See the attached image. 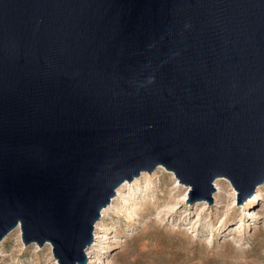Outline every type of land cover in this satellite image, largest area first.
<instances>
[{"label":"water","instance_id":"obj_1","mask_svg":"<svg viewBox=\"0 0 264 264\" xmlns=\"http://www.w3.org/2000/svg\"><path fill=\"white\" fill-rule=\"evenodd\" d=\"M158 167L184 204L264 184V0H0V242L87 264Z\"/></svg>","mask_w":264,"mask_h":264},{"label":"rangeland","instance_id":"obj_2","mask_svg":"<svg viewBox=\"0 0 264 264\" xmlns=\"http://www.w3.org/2000/svg\"><path fill=\"white\" fill-rule=\"evenodd\" d=\"M143 174L121 191L123 214L112 211L94 228L98 264H264V184L253 206L254 195L235 205L237 193L223 178L211 204H184L190 189L172 173ZM0 264L57 263L50 245L25 246L15 229L0 242Z\"/></svg>","mask_w":264,"mask_h":264},{"label":"bare ground","instance_id":"obj_3","mask_svg":"<svg viewBox=\"0 0 264 264\" xmlns=\"http://www.w3.org/2000/svg\"><path fill=\"white\" fill-rule=\"evenodd\" d=\"M143 175L145 174H142V178ZM148 175V174H147ZM141 178V177H140ZM136 181V180H135ZM129 183H124L123 185L120 186V188L117 190L116 192V196L115 198H113L111 204L105 208L102 213H101V217H100V222L97 223V225L95 226V229L97 230V227L99 226V224L101 223V221L103 219H105V217L109 216L111 214L112 211H114L115 213H118V214H123V212L121 211V206L119 204H117V200L119 199V196L121 195V191L124 190L126 187H128ZM177 185L178 182H177ZM223 186V183L221 182V179H216L213 183V188H214V191H218V189H221ZM221 187V188H220ZM260 187H258L254 193V199L250 202V204L253 206L256 202V199H257V192L259 191ZM188 190V187L187 189ZM184 198H182V203L184 201ZM138 200V196L136 198ZM136 200V201H137ZM127 203V202H125ZM128 204V203H127ZM129 205V204H128ZM113 213V212H112ZM99 240V235L97 233H93V241H92V244L90 245V247L86 250V257H87V260H88V263L87 264H98V262L96 261V257H95V250H96V242Z\"/></svg>","mask_w":264,"mask_h":264}]
</instances>
